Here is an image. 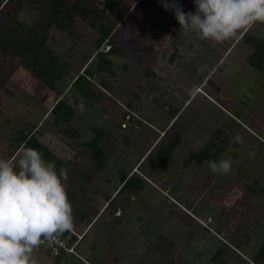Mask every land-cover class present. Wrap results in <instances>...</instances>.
<instances>
[{
	"label": "crops",
	"instance_id": "1",
	"mask_svg": "<svg viewBox=\"0 0 264 264\" xmlns=\"http://www.w3.org/2000/svg\"><path fill=\"white\" fill-rule=\"evenodd\" d=\"M167 2L175 3V0H167ZM135 4L137 8L130 6L129 12L132 8H134L133 11L140 8L142 14L147 16L149 15L150 9L154 10L147 17L151 20L148 24H153L152 21H155L154 24L156 27L161 28L162 36L165 38L163 46L160 48V52L157 51L154 53L152 41H134L133 45L135 48L133 49H128L127 46L129 44L127 43L126 45V41H124L123 45L127 49L122 47L124 50H120L121 48L117 45L118 41H116L118 52L111 56L119 55L122 57V64L119 66L121 81L124 84L127 76V81L131 83L128 85L125 82L124 85L126 86H124V89L126 88L127 92L133 91L129 98L131 101H128L125 105L129 112L126 111L127 113L124 114L120 112L116 114V118L114 117L115 119L114 123L112 121V125L116 129V133L111 134L106 127L103 129L99 125L90 123V127L88 126L89 130L87 128L85 132L87 133L86 138L80 137L79 134V139L71 142L72 140L68 138L65 141L68 143L67 146L71 148V154L73 153L72 160H77L79 156L76 151L79 149L82 150L78 145L87 142L92 137V128L102 129L105 133L102 144L106 163L103 171H97L98 179L94 178L93 173L90 175L85 170L75 171L77 177L80 175L83 177V181H79L77 184L75 182V186L73 187L74 191L76 190L77 196L82 198L81 203L83 204L82 207L77 206L78 211L81 212L79 213L80 216L78 215L77 218L74 217L73 230L83 235V240L76 250V255L63 256L61 258L51 257L52 259L50 257L48 258L55 261L56 264H73L77 258H80L85 264H103L99 262L100 258L97 255L98 246L94 236L95 233L91 229L97 220L106 214L108 220L106 224L109 231L105 232L107 234H114H112L114 239H117L119 242L118 248L123 254L128 256V259H131L132 264H167L172 254L179 251V249L180 253L187 254L191 257L185 264H213L212 257L222 247L225 248L220 261L227 260L228 264L231 263L235 251H238L241 264H263L262 259L257 256V252L259 247L264 243V218L262 219V223L260 222L262 217L259 218L257 224V221L254 222L257 225L256 227H252L254 224L251 222V225L248 227L249 234L245 233L241 235V239L236 237L233 233L234 227L232 230V215L228 209L226 212H222L224 215H228L226 222L220 221L223 217L220 213L222 206V188L216 186L218 174L211 173L206 164L207 160L201 162L192 161V157L210 142L214 143L220 150L218 160L223 155H230L226 152V149L229 147L233 149L235 145H227L230 131L228 132L227 130L226 134L229 135H225L223 138L216 137L219 131L216 127L218 126L221 130L224 129L227 126L226 118L233 121L238 120L239 123L241 121L226 107L233 109L231 106L233 101L236 104L239 101L256 102V94H261L262 101L264 102L263 92L260 89H264V70L259 73L247 63V57L254 52L253 47L249 43V38L264 40V23L256 22L251 28L241 29L236 36L220 44H214L200 39V41H195L198 49H194L193 37L191 35H195V33L188 32L186 34L183 30H180V25L176 20L166 17L165 15H168L169 11L164 9L161 0H136ZM177 5L182 6V8L184 6L191 7L186 0H179ZM29 8L33 9L31 6ZM185 9V13L195 12V8L190 10L188 8ZM18 21L20 20L18 19ZM21 22L25 23L23 21ZM27 25L33 28L36 27L37 14L34 25ZM76 27L75 25L72 26L75 36L78 35L74 29ZM162 27L164 28L162 29ZM172 29L174 31L171 32ZM51 30L56 29L52 28ZM57 32L60 31L57 30ZM112 37H114L113 34ZM47 44L49 45V38ZM184 44L190 46V49H184ZM72 49L73 47H71ZM95 53L91 57L94 61L97 59ZM6 58L19 59L21 63L19 64L29 72L22 63L21 58L11 56ZM140 59H144V61L142 62ZM111 63L113 65V62ZM85 69L82 68L77 75ZM92 71V80H95V77L102 78L98 82L99 86L102 83H108L110 85L109 89H104L101 86L102 90L100 89L101 91L99 92L102 94V100L100 102L91 103L85 101L86 103L83 104L81 98L71 88L72 81L60 96L52 97V104L54 105L56 100L63 99L72 105L75 111L81 108L82 105H96L103 107V111L107 113L105 112V114L103 112L104 114L102 113V116L106 117L108 111L104 106L106 104L103 102L106 100L105 98L111 101L113 100L110 93L113 86L108 79L114 74V71L111 75L100 72L98 69H92ZM146 71L152 74L148 75ZM247 72H249L248 76L252 77L253 80L256 78V75V80H262V82H256V85L260 88L257 86L254 93L248 88L245 93L241 94L242 96L239 95L240 93L237 96L230 94L228 81L232 77H238ZM4 74L8 77V80L0 84V86H4L10 81V76L6 73ZM100 74L102 75L99 76ZM30 76L32 77L31 74ZM258 76L261 77L258 78ZM33 80L36 81L34 88L47 89L36 79L33 78ZM139 83L143 84L139 88L141 89L140 92L137 93ZM131 85H136V88H131L130 90ZM5 87L9 86H4L3 88L6 96H13L15 91L18 92L20 88L16 86L10 91L9 89H5ZM104 94L109 96L105 97ZM113 105L117 107L116 102ZM260 107L263 109V114H260L264 116V103L260 104ZM234 112L236 111L234 110ZM130 114L136 117H132ZM125 116H129L130 118L125 119ZM132 118L135 121L133 130L130 131L126 121H131ZM248 124L252 125L250 122ZM200 125L202 128H199ZM33 126L36 131V126ZM71 126H73L72 123ZM142 126H146V129H148L145 131ZM246 126L249 129L247 124ZM248 133L252 139L258 140L256 133L254 134L251 131ZM63 135L67 137L64 133ZM260 139L262 138H259V143L261 142ZM174 141L178 142L174 151L164 163L159 164L157 151L165 145L172 144ZM235 146H237L235 155L233 151L230 155L233 160L239 158V153L244 155L249 152L245 153L246 150L244 148L246 147L248 149L249 147L245 143L244 138H242L241 145L243 151H239L240 146L237 145V142ZM132 150L136 152L135 157H132ZM92 163L95 169L93 160ZM61 165H63V162ZM61 165L59 164V166ZM77 171L86 172L88 177L86 178L82 173ZM129 179H133V181L130 182L128 181ZM128 184L129 186H127ZM197 185H202V188H198ZM136 187L139 188L136 190ZM192 187L194 190L190 191ZM239 188V191H245V196L248 192H252V196L255 195L256 197H258L257 194H264V191L262 193H255L262 187H255L252 184L248 186L246 182L242 183ZM72 189H70L71 191L67 189L69 194H72ZM198 189L202 190L198 191ZM100 190L105 192L99 193ZM90 194L95 195L99 201V209L96 213H93L94 210H89L90 204H88L86 197H83ZM120 196L123 198L119 199ZM259 200L261 201L263 199ZM76 202H72V208L75 207ZM199 206L202 209H199ZM109 208L110 210L106 213V210ZM203 208H207L208 214L200 218L198 215H202L204 212ZM194 209L198 210V215L193 214ZM250 209L244 214L242 213V215L249 213ZM90 212L92 213L91 215L89 214ZM178 212L188 217L193 215L192 217L195 220L199 219L203 224L199 223V226L202 227L200 243L190 246L191 241L189 240L187 245H185V240L182 235L176 234L175 224L178 221L176 218ZM82 213L87 215L85 221L78 220L82 218ZM245 217L236 223L238 226L241 225L243 231L246 222ZM165 222H169L170 224H166ZM145 225H149L148 228L141 230ZM114 226L115 229L113 228ZM121 227L123 229L119 230ZM116 228L119 231H115ZM137 229L138 231L141 230L140 233L142 231L145 232V234L142 233L140 236V238H145L144 242L138 239L134 241L129 240L130 236L127 235L138 232ZM247 237L248 239H246ZM167 239L170 240V243L166 242ZM145 243L148 245L144 246ZM113 244L117 246L116 241ZM139 244H141L142 248H140ZM220 244H223V246L220 247ZM182 247L186 248L182 250ZM137 248L143 249V251L141 250L133 254V252L137 251ZM227 248V254H224ZM165 254H167L166 256L168 258H159L160 255L163 256ZM110 260L112 262L106 264H121L122 262L119 261L118 257H112Z\"/></svg>",
	"mask_w": 264,
	"mask_h": 264
},
{
	"label": "rangeland",
	"instance_id": "2",
	"mask_svg": "<svg viewBox=\"0 0 264 264\" xmlns=\"http://www.w3.org/2000/svg\"><path fill=\"white\" fill-rule=\"evenodd\" d=\"M21 2H24V0H20ZM97 5L102 6L103 0H94ZM136 0H126V3H128L129 7L134 6L136 7L135 4ZM179 0H175V3L177 4ZM188 5H190L192 8L194 7V2L193 0H186ZM16 3V2H15ZM8 5V4H7ZM184 6L183 10L185 11V8H188L189 10L192 8ZM134 8L131 9L127 17L122 21L119 26L116 28L114 31V39L118 41L119 47L121 48L120 50H124L122 47L126 48L128 47L133 49L134 47V41H152V47L154 50V53L157 51L160 52V48L163 46V41L164 37L162 36L161 33V28L156 27L154 24L155 21H152L153 24H148L151 20H149L147 17L152 13L154 10L150 9L149 15H143L142 11L140 9H137L135 11ZM137 8V7H136ZM8 9L16 13L17 18L20 21H23L29 25H34V21L36 19V13L34 12L33 9L29 8V5L26 3H21L20 7L18 10H16L14 4L8 5ZM18 12V13H17ZM169 19L176 20L174 15L172 14L171 11H169L168 15H165ZM167 20V19H166ZM6 20L4 17L0 16V23L2 25L6 24ZM75 26H77L75 29L76 33L78 34L77 36H74V39L68 38L65 36V34L61 32H57V30H51L48 33V38H49V46L50 48L55 52V55L57 56L58 60L60 63L66 62L68 66L67 74L65 75L62 80L57 82L56 86L57 89L55 92H50L45 88H34V84L36 81L33 80V78L28 74L29 72L22 66L20 65V61L17 58H6L0 54V71L6 73L8 76H10V81L6 83L4 86H9L5 87V89H9L12 91V88L14 87H20L18 92L15 91L14 95L12 96H6L4 94V86H0V158H3L5 160H15L18 158L19 151H15L14 147L12 145L10 146V143L13 144L12 141V130L13 129H18L24 125L29 124V126L35 125L37 128V133L39 134L38 140L48 147L52 151V153L58 157L60 160L63 161V165L59 166V164L56 166V169L58 172H60L61 169H64L67 172L68 175V180H67V189L71 191L76 184L79 181H83L82 175L78 176V178L75 175L76 170H85L87 171L88 174L94 175V178L98 179L97 177V171L93 167L92 160L90 158L89 152L82 148L77 150L76 153H78L79 158L77 160H72V154H71V148L67 146L68 143L65 141L68 140V137H65L63 135V132L61 130H64L67 128L66 125H64L61 129L59 130H54L52 126V119L49 116V109L52 107V97H58L60 96L66 89L69 83H71L74 78L77 76V74L80 72L82 68H90L91 70H97L96 68V62L97 59L94 61L92 60L91 57L95 53V38L97 37V33L89 28L87 23L81 19H76L75 20ZM164 25V24H163ZM164 27H162L163 29ZM174 31V29L171 30V32ZM198 36L197 34H195ZM195 35H191L193 38V45L194 49H198L197 44L195 41H200L198 37ZM76 37V38H75ZM197 38V39H196ZM199 39V40H198ZM120 40V41H119ZM126 41L129 44V46L123 45V42ZM185 42V41H184ZM71 47L73 49L71 50ZM184 49H190V46L187 44L183 45ZM109 50V47L107 46L105 49L103 48V51L106 52ZM146 53H148L146 51ZM111 62H113L112 69H114V74L111 75L109 82L113 86V89L111 90V98L113 100H109L105 98L104 100V105L107 108L108 117L102 116V113L106 112L103 111V107L99 106H86L82 105L81 108L76 110L74 120L72 122V125L75 127V129L78 131V134H80V137L84 138L87 133L88 126L90 127L91 124H96L99 125V127H102L103 129H106L111 132V134L116 133V129L114 125V119L116 118V114L118 113H127L126 104L130 98V95L132 94L131 88L135 89L136 85H131L130 86V92H127V89H124L125 82L130 85V81H127V76L126 79L124 80V84L121 81V74L119 73L120 69V64H122V57L119 55L116 56H111L110 57ZM92 60V61H91ZM142 62L144 59H140ZM20 63V64H19ZM249 69V68H247ZM28 72V73H27ZM123 74V73H122ZM249 72L245 73L244 75H240L238 77H232L228 81V90L230 94L234 95H241L242 93H245V91L250 88L252 90V93H254L255 88L258 86L256 85V82H262V80H254L252 77L248 76ZM100 74L99 76H101ZM247 76V77H245ZM104 77V76H102ZM261 76H258L260 78ZM102 80L101 77H95V80H92L94 89L96 91H101L102 88L101 86L98 85V82ZM33 81V82H32ZM20 84V85H19ZM143 83H139L137 86V93L140 92L141 86ZM259 87V86H258ZM260 88V87H259ZM101 89V90H100ZM263 92L264 96V89L260 88ZM129 90V89H128ZM104 92V91H103ZM105 97L106 94H104ZM233 95V96H234ZM232 96V95H231ZM242 96V95H241ZM246 99V98H245ZM258 99V101H257ZM83 104H85L87 101L85 99H82ZM86 101V102H85ZM255 101L256 102H242L239 101L237 104L235 101L232 103L233 109L231 107H226L233 115L238 117L240 119V123L238 120H231L226 118L225 120L227 121V126L224 129H220L218 126L216 127L219 129V131L216 134V137L223 138L226 134L227 130L228 132L230 131V137H228L227 140V145L235 144L236 141L233 139L237 134H239L242 138L245 139V143L248 145V149L245 147L244 150L246 154L241 155L239 153V158L234 159V164L232 166V171L228 175H219L216 181V186L222 188V195H221V201H222V206L220 213L222 217V220L220 219L221 222H226L227 219V214L224 215L222 212H226L227 209L230 211L232 215V230L233 233L236 237L241 239V235H244L245 233L249 234V225H251V222L254 224L258 223L259 218H261L260 222L262 223V219L264 218V194L260 195L257 194L258 197L253 195L252 192H248L245 196V191L241 192L239 191V186L241 187L242 183H247V185H255V187H262L264 189V116H261L263 114V109L260 107V104L264 103L262 101V95H255ZM69 102V101H68ZM71 102V101H70ZM117 103V107L113 105V103ZM154 102V101H153ZM258 102V103H257ZM120 105V106H119ZM236 107V108H234ZM261 109V110H260ZM234 110L236 112H234ZM127 111V112H126ZM48 112V113H47ZM103 113V114H104ZM107 113V112H106ZM105 113V114H106ZM261 113V114H260ZM123 116V115H122ZM132 117L133 114H130ZM115 117V118H114ZM129 116H126L125 119H129ZM113 121V123H112ZM135 119H131V121H126V124H128L130 131L133 130V124H134ZM252 123L248 124V123ZM140 123V122H138ZM137 123V124H138ZM246 124L248 125L249 129L247 128ZM244 125V126H243ZM143 129L146 131V126H142ZM199 128H202L201 125ZM248 130H247V129ZM30 127H28V130ZM89 130V128H88ZM221 131V133H220ZM253 132L254 134L258 136L261 142L259 143L257 139H252L251 135H249L248 132ZM220 133V134H219ZM10 138V140H8ZM86 138V137H85ZM233 141V143H232ZM73 142V141H71ZM233 147L232 151L233 154L235 155V150L237 149V146ZM237 145H239V151H243V147L241 149L242 141L237 142ZM231 152H227L228 154L231 155ZM132 157L136 154L134 150H132ZM228 155V156H230ZM237 155V154H236ZM247 155V156H245ZM135 157V156H134ZM226 156H222L221 158H224ZM233 159V158H232ZM79 172V171H77ZM76 172V174H78ZM78 180H76V179ZM254 180V183H251V180ZM240 183V184H239ZM198 188H202V185H197ZM75 196V207L73 208V215L75 218L78 217L79 212L77 209V206L82 207L83 204L81 203L80 196H77L76 190L74 191V188L72 189ZM194 190V188H190V191ZM202 189H198V191H201ZM105 191L100 190L99 193H104ZM168 192V191H167ZM241 194V196H240ZM252 198H251V197ZM83 197H86L88 200L89 210L93 211V213L97 212L99 209V201L98 198L95 195H85ZM123 197L120 196L119 199H122ZM79 199V200H78ZM126 199V198H125ZM263 199V200H259ZM72 204V203H71ZM73 205V204H72ZM87 206V205H86ZM251 206V207H250ZM88 208V207H87ZM250 212L247 213L246 215L244 214L247 210ZM199 209H202L199 206ZM110 210H106V213ZM204 212L202 215H198V210L194 209L193 214H197L200 218L201 216H205L208 214L207 208L204 209ZM207 211V212H206ZM90 215L92 214L91 212L89 213ZM249 215V216H248ZM80 216V215H79ZM191 215L190 217L181 214L178 212L176 214L177 218V223L175 224V230L176 234H181L183 239L185 240L184 244L187 245V242H190V246L200 243V234L202 233V227L199 226L200 220H195ZM244 216H246L245 224H244V231L241 228V225L238 226L236 223H238V220L241 218L244 219ZM81 219L78 220H86L87 215L82 213ZM75 222V221H74ZM106 222L107 220V215H102L99 220L93 225L91 231H93L95 234L96 238V244H97V255L100 258L99 262L106 264L108 262H112L110 258L112 257H118L119 261H122L121 264H132L131 259H128V256L123 254V252L120 251L118 248V240L114 239V234L112 235L107 234L105 231H109ZM242 222V221H240ZM166 224H170L169 222H165ZM85 224V223H84ZM203 225V224H202ZM243 225V223H242ZM149 225H145L141 230L147 229ZM256 227L257 225H252V227ZM172 227V226H171ZM115 229V226L113 227ZM241 228V229H240ZM108 229V230H107ZM119 228V230H122ZM117 228L115 231H119ZM141 230L137 231L134 234H128L127 236H130V241H134L138 239L139 241H145L144 237L140 238L141 234L145 232ZM232 232V231H231ZM232 233V234H233ZM243 233V234H241ZM112 235V237H111ZM114 239V240H113ZM243 240V239H242ZM116 241L115 246L113 243ZM168 243H170V240L167 239ZM134 243V242H133ZM161 243H163L161 241ZM160 243V244H161ZM148 245L147 243L144 244V246ZM140 248H142L141 244H139ZM223 246V244H220V247ZM186 248V247H185ZM182 247L181 249H185ZM225 247H222L224 250ZM144 249V247H143ZM143 249L137 248L136 252H133V254L140 252ZM227 250L224 254H227ZM188 251H190L188 249ZM240 251V250H239ZM178 252V253H177ZM176 253L172 254L167 262V264H185L186 261L191 259L189 255L187 254H182L179 251ZM131 255V254H130ZM165 255H160L159 258H165L167 257ZM227 256V255H226ZM234 258L231 263L229 264H241V261L238 256V251H235V255H233ZM48 257L51 258L47 253L42 251L39 248H34L32 252V259L36 262V264H56L55 261L49 259ZM168 258V257H167ZM166 258V259H167ZM86 260V259H85ZM224 264H228V261H224ZM73 264H85L80 258H77V260Z\"/></svg>",
	"mask_w": 264,
	"mask_h": 264
},
{
	"label": "trees",
	"instance_id": "3",
	"mask_svg": "<svg viewBox=\"0 0 264 264\" xmlns=\"http://www.w3.org/2000/svg\"><path fill=\"white\" fill-rule=\"evenodd\" d=\"M6 3L8 5L14 4L16 9H19L21 3L31 6L37 14L36 27L33 28L18 21L16 14L8 9V5H5ZM129 8L126 0H103L100 7L94 0H24V2L20 0H0V16L7 21L5 25L0 23V53L5 57L21 58L22 63L29 70L32 77L49 91L54 92L56 90V82L66 75L69 65L66 62H59L54 51L47 44V33L54 28L73 38L75 34L72 26L78 18L85 21L89 28L97 33L95 38L97 69L100 72L111 75L113 71L110 56L118 52L116 40L112 37V34L129 14ZM249 40L254 52L247 57V63L255 71L261 73L264 70V40L255 38H249ZM107 46L109 50L101 53L103 51L102 47L105 49ZM146 74L151 75L152 73L146 71ZM92 79L93 71L87 68L77 75L71 84V88L78 97L91 103H98L102 100V94L94 89ZM7 80L8 77L0 71V84L5 83ZM100 86L104 89L110 88L108 83H102ZM75 113V108L63 99L56 100L49 111L53 129L59 130L66 125L67 128L61 130V132L72 141L79 139L78 131L71 126ZM28 127H30L29 130ZM91 132L92 137L78 146L89 152L94 162L95 170L101 172L104 170L106 163L102 144L105 133L102 129L96 127L92 128ZM37 136L39 134L35 131L33 125L13 129L11 137L13 144L10 143V146L12 145L15 151L20 150L22 146L34 148L43 153L46 161L54 162L55 167L58 164H62L63 161L56 157L48 147L43 145ZM177 143V141H174L172 144L165 145L157 151L159 164L164 163L169 158ZM219 156V148L210 142L192 157V161L218 160ZM79 172L86 178L88 177L86 172ZM57 173L59 172L57 171ZM128 181L132 182L133 179ZM254 182L252 180V183ZM138 188L136 187V190ZM263 191L264 189L261 188L255 193H262ZM67 194L71 203L75 202V196L69 194L68 191ZM223 252V249H219L214 254L212 257L213 264L225 263L220 261ZM257 256L262 259L264 264V243L259 247Z\"/></svg>",
	"mask_w": 264,
	"mask_h": 264
},
{
	"label": "clouds",
	"instance_id": "4",
	"mask_svg": "<svg viewBox=\"0 0 264 264\" xmlns=\"http://www.w3.org/2000/svg\"><path fill=\"white\" fill-rule=\"evenodd\" d=\"M195 12L161 0L171 11L180 30L214 44L228 41L256 22L264 23V0H193ZM241 142L237 134L233 138ZM232 148L226 149L231 152ZM213 174L228 175L234 160L226 156L209 159ZM68 175L56 171L55 163L44 159L38 150L22 146L18 158H0V264H36L33 249L57 234L74 229V215L67 194Z\"/></svg>",
	"mask_w": 264,
	"mask_h": 264
},
{
	"label": "built area",
	"instance_id": "5",
	"mask_svg": "<svg viewBox=\"0 0 264 264\" xmlns=\"http://www.w3.org/2000/svg\"><path fill=\"white\" fill-rule=\"evenodd\" d=\"M36 247L47 253L52 258H61L63 256L76 255V250L83 240V235L74 230L57 234L52 240H45Z\"/></svg>",
	"mask_w": 264,
	"mask_h": 264
}]
</instances>
